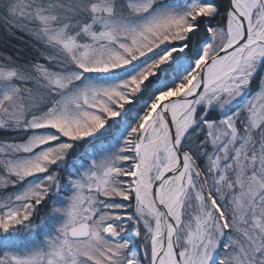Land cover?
<instances>
[{
  "label": "snow or ice",
  "instance_id": "1",
  "mask_svg": "<svg viewBox=\"0 0 264 264\" xmlns=\"http://www.w3.org/2000/svg\"><path fill=\"white\" fill-rule=\"evenodd\" d=\"M0 264H264V0H0Z\"/></svg>",
  "mask_w": 264,
  "mask_h": 264
}]
</instances>
